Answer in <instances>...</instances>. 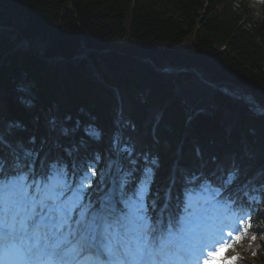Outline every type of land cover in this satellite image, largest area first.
Masks as SVG:
<instances>
[{"label":"trees","instance_id":"trees-1","mask_svg":"<svg viewBox=\"0 0 264 264\" xmlns=\"http://www.w3.org/2000/svg\"><path fill=\"white\" fill-rule=\"evenodd\" d=\"M143 60L197 70L264 106V8L256 16L247 0H0V160L7 165L31 152L34 161L32 146L71 156L93 144L100 157L110 156L120 101L126 133L134 134H124L123 145L153 151L154 193L168 183L181 139L187 161L179 163L191 172L201 164L214 170L226 152L243 154L236 183L264 171V117H242L246 110L194 76L160 74ZM198 100L232 112L199 113ZM119 163L131 166L126 152ZM88 188L99 192L97 178ZM261 203L264 209V197ZM251 232L257 239L240 249L245 263L264 264V212L254 215Z\"/></svg>","mask_w":264,"mask_h":264},{"label":"snow or ice","instance_id":"snow-or-ice-1","mask_svg":"<svg viewBox=\"0 0 264 264\" xmlns=\"http://www.w3.org/2000/svg\"><path fill=\"white\" fill-rule=\"evenodd\" d=\"M31 156L26 152L7 166L0 160V251L11 254L13 264H157L183 237L186 218L171 204V185L163 196L153 193L151 169L130 196L127 178L122 179L116 190L122 208L107 198L97 207L83 202L84 180L73 188L56 160L44 161L36 172ZM187 195L186 212L192 208V193ZM240 227L203 259L197 257L199 264H237L240 257L227 254L249 235L251 220ZM0 264H5L2 256Z\"/></svg>","mask_w":264,"mask_h":264},{"label":"rangeland","instance_id":"rangeland-1","mask_svg":"<svg viewBox=\"0 0 264 264\" xmlns=\"http://www.w3.org/2000/svg\"><path fill=\"white\" fill-rule=\"evenodd\" d=\"M107 168H109V165H108V167ZM112 172V170H110V169H107V174H106V176L104 177V190H107V189H109L110 188V186L111 185H113V182L111 183V181H107L108 180V177H109V175H110V173ZM102 177V178H103ZM109 187V188H108ZM93 204L95 205V206H97V200H95L94 202H93ZM209 213V214H208ZM216 214H217V210H212L211 212L209 211V210H206V211H203V212H201V214L198 216V218H200V219H203V218H215V216H216ZM185 232H187V230H184V233Z\"/></svg>","mask_w":264,"mask_h":264},{"label":"water","instance_id":"water-1","mask_svg":"<svg viewBox=\"0 0 264 264\" xmlns=\"http://www.w3.org/2000/svg\"><path fill=\"white\" fill-rule=\"evenodd\" d=\"M190 73H194L192 70L189 71Z\"/></svg>","mask_w":264,"mask_h":264}]
</instances>
